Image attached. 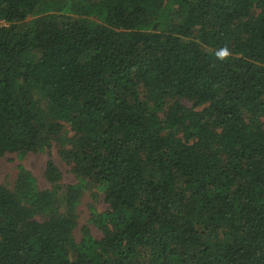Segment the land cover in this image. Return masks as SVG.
<instances>
[{"label":"trees","instance_id":"obj_1","mask_svg":"<svg viewBox=\"0 0 264 264\" xmlns=\"http://www.w3.org/2000/svg\"><path fill=\"white\" fill-rule=\"evenodd\" d=\"M52 142L75 182L0 186V264H264V0H0V155Z\"/></svg>","mask_w":264,"mask_h":264},{"label":"rangeland","instance_id":"obj_2","mask_svg":"<svg viewBox=\"0 0 264 264\" xmlns=\"http://www.w3.org/2000/svg\"><path fill=\"white\" fill-rule=\"evenodd\" d=\"M184 105L190 106V103L183 102ZM59 147L52 142L48 149L38 152H28L22 155L16 153L0 155V186L12 188L18 175V167L22 166L27 171L31 172L37 181L38 187L42 190L49 189V183L45 179L46 163L51 160L61 173L62 184H73L75 182L72 173V164L62 160L59 155ZM79 204L76 208L77 214V229L75 237L77 240L81 237L83 228L89 230L90 235L95 239L102 237L101 232L91 222V212L97 210L101 212L106 209V204L103 197L90 188L82 193Z\"/></svg>","mask_w":264,"mask_h":264},{"label":"clouds","instance_id":"obj_3","mask_svg":"<svg viewBox=\"0 0 264 264\" xmlns=\"http://www.w3.org/2000/svg\"><path fill=\"white\" fill-rule=\"evenodd\" d=\"M218 55L221 59H223V58L227 57L229 55V53L226 49H224L220 53H218Z\"/></svg>","mask_w":264,"mask_h":264}]
</instances>
